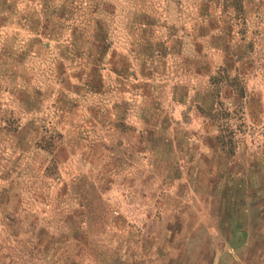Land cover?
<instances>
[{
    "label": "rangeland",
    "instance_id": "374dc122",
    "mask_svg": "<svg viewBox=\"0 0 264 264\" xmlns=\"http://www.w3.org/2000/svg\"><path fill=\"white\" fill-rule=\"evenodd\" d=\"M37 2L0 0V41L6 35L8 39L0 49V264H58L61 249L68 248L76 249L77 255L85 254L88 238L80 231L79 223L86 214L96 221L92 206L95 189L88 190L86 177L74 183L71 191L67 184L61 190V200L65 196L79 198L82 207L59 218L42 220L40 213L46 209L39 205L48 202L43 192H35L36 203L29 202L30 207H25L20 191L21 178L26 173L42 175L45 182L58 179L60 167L70 159V146L83 141H88L93 155L116 153L114 161L118 167L130 164L138 153L150 152L159 168L160 161L173 158L174 148L187 156L190 163L196 161L190 174L197 172V191L203 207L198 205L197 210H190V206L181 207L178 201L175 205L178 211L171 212L167 218L159 211L153 218L149 211L151 222L145 223L143 229L129 223L124 215L115 217L117 226L136 229L127 238L130 259L139 257L131 259V264H264V143L253 139L255 147H251L244 139L249 126L241 111L247 89L239 75L255 67L259 59L257 44L264 46V29L257 27L252 38L248 37L249 15L259 13L264 0H135L140 5L133 20L139 26V39L132 51L139 62L140 75L145 78L141 83H131L130 77H136V72L131 70L132 62L127 55L113 51L109 58L111 43H106L108 26L103 21H96V41L91 48H85L89 43L85 39L88 28L67 23L80 11L77 0H62L59 7H53L56 0H40L44 5L43 21L31 7ZM185 3L198 6L197 15L188 14L191 20L185 18ZM108 11L115 9L108 6ZM13 27L34 33L43 29L42 34L50 40L59 39L67 28L72 29V45H57L62 59L55 61L54 77L62 88L51 105L55 109L53 117H59L54 124L47 115L39 114L46 111L47 102L57 89L47 79L41 82L43 70L29 71L24 67L34 49L37 57L45 58L51 44L32 39L25 51L17 52L13 45L21 38L20 33H5V29ZM213 49L224 58V65L215 74L212 73ZM85 57L90 68L76 63ZM105 62L116 75L114 84L102 74ZM238 62L243 64L239 69ZM170 66L176 74L172 77L174 83L147 82L157 78L163 81L169 76ZM69 67H79L72 76L83 81V85L72 83ZM234 69L236 76L232 75ZM194 78H200L199 86L192 84ZM18 80H23L24 86H17ZM193 91L195 94L190 97ZM72 92L76 97L69 95ZM130 92L140 93L143 104L130 102ZM225 100L240 107L231 112ZM169 101L188 105L182 112L185 124L206 120L205 134L179 127L180 122L167 110ZM82 104L90 113L85 117V124L90 127L80 124L76 135L66 139L58 126L69 117L80 115ZM253 115L259 118L255 112ZM25 116L30 117L27 122H23ZM141 120L144 127L138 132L136 124ZM174 124L177 127L173 128ZM212 129H218L219 134H214ZM192 136H197L202 144H190ZM202 146L205 152H201ZM8 147L13 149V154L18 151L20 155L15 159L5 156ZM26 157L30 162L24 165ZM176 175L179 176L178 170ZM152 179L149 176L142 183L147 185ZM5 181L7 185L2 183ZM111 183L112 178L107 177L105 187ZM186 190L182 185L179 195L184 197ZM128 211L132 215L137 210ZM198 221L199 227H195ZM194 227L195 231H191ZM13 238L20 245L19 250L8 243ZM111 264H129V261L116 254Z\"/></svg>",
    "mask_w": 264,
    "mask_h": 264
},
{
    "label": "clouds",
    "instance_id": "9594fccd",
    "mask_svg": "<svg viewBox=\"0 0 264 264\" xmlns=\"http://www.w3.org/2000/svg\"><path fill=\"white\" fill-rule=\"evenodd\" d=\"M257 2H259V0H257ZM61 3L62 0H56L53 7H59ZM108 6H113L115 11H108ZM21 7H23V5H21ZM31 7L37 11L39 18L43 21L45 19L43 3L38 0V2L32 4ZM77 7L80 9L77 17L73 21H68L67 23L88 28L85 39L89 41V43L85 45V48H91L92 42L96 41V21H103L108 26V39L106 43H111V48L108 49L109 58H111L113 51L127 55L132 62L131 70L136 72V77H130L131 83L143 82L145 78L140 75L138 69L139 62L136 60L135 53L132 51L135 42L139 39V26L134 25L133 20L134 13L139 10L140 5L135 3V0H77ZM157 7L160 6L157 5ZM184 8L186 20H191V17L188 15L189 13L193 16L197 15L198 6L185 3ZM160 10L163 11V8H160ZM220 14L218 10L216 15L219 16ZM53 19L56 18L53 17ZM234 23L236 22L234 21ZM187 26L188 29L191 30V23ZM257 27L264 29V8H261L259 13H250L249 15V39L252 38V32ZM132 28H136V30L133 31ZM42 31L43 29H41V33H34L18 27L5 29L6 34L20 33L21 38L13 45V48L17 52L25 51L29 41L32 39H39L44 44H51V49L47 50L45 58L37 57V52L34 49L24 67L29 71L33 69L38 71L43 70V75L40 77L41 82L47 79V82L57 89V91L53 93L52 98L47 102L46 111L39 114L47 115L54 124L55 120L59 119V117H53L55 109H52L51 105L55 103L58 91L62 88V85L56 83L54 77L55 61L58 58L62 59L59 57L57 45H72V29L70 27L67 28L63 36L59 39L52 40L43 35ZM236 37L237 39L240 38L239 25L236 30ZM7 42L8 39L6 35L4 40L0 41V49H2ZM39 47L40 46L37 45V48ZM212 51L215 53L213 57L214 65L212 73L215 74L217 68L224 65V58L222 53H216L215 49ZM257 53L259 59H257L255 67L239 73L247 89L241 111V116H243L244 121L249 126V131L244 136V139L251 147H255V145L252 144L253 139H256L259 143H264V46L260 43L257 44ZM86 59L87 57H85L84 60H78L76 62L77 65L79 67L90 68V65L85 64ZM65 63L70 64L71 62L65 61ZM242 66V62L236 64L237 69ZM79 67H69L68 75L73 84L83 85V81L72 76L73 72L79 71ZM102 74L105 80L114 84L116 75L111 72V65L107 62H105L102 67ZM232 75H237L235 69ZM174 76H176V74L170 66L169 76L164 78L163 81L157 78L154 81L149 80L147 82L154 84H159L161 82L174 83L175 81L172 80ZM137 77H139V79H137ZM181 79L182 77H176V80ZM199 79L200 78H194L192 84L199 86ZM5 83L7 86H11L8 85L7 81H5ZM36 83L37 81L34 80L33 84ZM17 86H24L23 80H18ZM64 90L67 91V89ZM194 94V91L191 92L190 97ZM5 95L9 96L8 93H5ZM69 95L76 97V93L74 92L69 93ZM129 97L131 98L130 102L134 101L137 105L143 104L144 97L140 93L133 95V93L130 92ZM257 101L259 107H257ZM225 103L228 105L229 111L231 112H235L240 107L231 100H225ZM13 107L15 106L13 105ZM108 107H112L111 103H109ZM187 107V104L177 105L171 101L167 103V110L175 120L180 122L178 125L179 127L195 130L201 135H204L207 121L203 118L199 121H194L192 125L184 123L182 112L186 111ZM254 112L256 116L259 117L258 119L254 117ZM88 115H90V113H88L87 108L82 104L81 114L74 118L69 117L66 119L62 125L58 126L59 130L65 134L66 139H72L79 130L78 126L80 124H84L86 128L90 127L85 124V117ZM29 118L30 117L25 116L23 122H27ZM112 118L115 119V112L112 113ZM236 123V121L233 122L234 125ZM136 127L138 132L143 130V121H139ZM175 127H177V125L174 124L173 128ZM170 131L172 130L170 129ZM211 131L214 134H219L218 129H212ZM105 139L108 143L112 142L107 138ZM127 144L128 141H125L126 146ZM190 144H202V141L197 136H192ZM69 150L70 159L60 167L58 179L47 180L45 182L42 175L36 176L30 173H26L21 178L23 187L20 191L25 199V207H30L29 202H31V204L36 203L34 193L37 191L43 192L48 197V202L46 204L41 203L39 205V208L46 209V211L40 213L42 220L44 218H59L61 215L67 216L74 210L81 209L82 206L79 198L70 199L65 196L63 200L60 199L61 190L66 184L69 185V190L71 191V186L74 183H77L80 178L86 177L88 181V190L91 191V189H95L92 198V206L96 221L94 222L92 217L86 214L81 218L79 223L80 231L87 235L88 248L84 255H77V250L74 248L61 249L57 257L58 264H65L66 261H68L69 264H71V261H75L76 264H111L112 258L116 254H119L122 259L128 260L129 264H131V259H138L139 257L130 259L127 238L129 234L136 231V229H131L127 226H117L115 224V217L124 215L129 220V223H135L138 229H143L145 223L151 222L148 220L147 215L149 211L153 213V218L157 211L161 212V214L167 218L171 212L178 211V209L175 208L178 201L181 207L184 205L190 206V210H197L198 205L203 207L200 194L197 191V172L192 171L190 174V170L193 169L196 161L190 163L188 157L181 153L178 148H174L173 158L159 162V168L157 167L155 158L150 152L138 153L136 159L130 162V164H124L122 167H118L114 161L116 153L105 152L103 155H93L88 141H83L82 144L79 145L73 143ZM205 151L206 150L202 146L201 152ZM4 154L5 156L15 159L16 156L20 155V152L17 151L13 154V149L8 147L7 152ZM207 154L210 155V151H208ZM196 159L199 160V154H197ZM29 162L30 159L26 157L23 163L26 165ZM5 163H7V161H5ZM177 170L179 171V176L176 175ZM149 176H152L153 179L147 185L143 184L142 181ZM169 176L171 178L166 179V177ZM107 177H111L113 183L105 187ZM133 180L135 184L131 183ZM2 183L7 185V181ZM182 185L186 186L187 189L184 197L179 195ZM143 193H146V195ZM129 208L136 209L137 211L130 215L128 211ZM31 210L36 211L37 209L31 208ZM83 210L87 213L86 208ZM198 214L203 216V213ZM133 215H135V219H133ZM199 223L200 221L197 222L195 227H199ZM195 227L191 229V231H195ZM50 230L55 232V229ZM64 230L69 231L70 229L65 228ZM190 235L191 232H189V236ZM22 239H27V237H22ZM8 243L13 248L19 250L20 245L17 244L14 238L8 240ZM132 247L137 252H142L138 246L132 245ZM5 251H8V249L6 248ZM5 264H7V262H5ZM45 264H47V262H45Z\"/></svg>",
    "mask_w": 264,
    "mask_h": 264
}]
</instances>
